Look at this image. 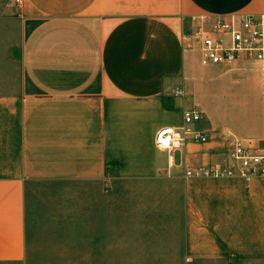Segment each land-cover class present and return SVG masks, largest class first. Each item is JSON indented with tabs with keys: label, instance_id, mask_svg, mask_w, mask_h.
<instances>
[{
	"label": "crops",
	"instance_id": "obj_1",
	"mask_svg": "<svg viewBox=\"0 0 264 264\" xmlns=\"http://www.w3.org/2000/svg\"><path fill=\"white\" fill-rule=\"evenodd\" d=\"M232 12L264 0H0V264L67 256L80 218L105 257L116 203L135 249L160 231L188 262L264 261V179L186 174L231 166L230 134L264 145V64H206L183 40ZM192 107L209 140L170 159L155 133Z\"/></svg>",
	"mask_w": 264,
	"mask_h": 264
},
{
	"label": "built area",
	"instance_id": "obj_2",
	"mask_svg": "<svg viewBox=\"0 0 264 264\" xmlns=\"http://www.w3.org/2000/svg\"><path fill=\"white\" fill-rule=\"evenodd\" d=\"M196 21L191 32L183 34L189 47L197 48L206 64H221L232 67L239 59L258 60L264 64V13L247 14L232 12L217 16L201 15L192 18ZM182 93L180 88L175 94ZM202 114L197 107L186 108L183 124L161 126L155 133V144L165 150L171 159L173 152L180 149L187 140L207 142L209 135L199 129L196 123ZM231 166L217 164L189 168L188 176L239 175L249 181L253 176L264 179V145L250 139L230 134Z\"/></svg>",
	"mask_w": 264,
	"mask_h": 264
},
{
	"label": "rangeland",
	"instance_id": "obj_3",
	"mask_svg": "<svg viewBox=\"0 0 264 264\" xmlns=\"http://www.w3.org/2000/svg\"><path fill=\"white\" fill-rule=\"evenodd\" d=\"M192 22V19L191 22L188 20L186 29L192 27L194 24ZM130 212L129 203L128 205L116 203L115 207H112L111 240L108 242L109 248L106 244L105 252L107 255L105 257L90 255L93 253L90 249L92 243L87 240L85 220L80 218L79 239L76 241H66L62 244V248L67 249V256L30 258L29 264H204L198 260L195 262L186 261L181 256L180 249L177 247H165L166 242L159 239L166 235L160 231H155V234L158 236L157 239L144 240L142 242V249H135L136 242L129 239L136 232V227L130 223V219L132 218L129 215ZM124 219L127 221V224L120 226L119 222L124 221ZM143 219L145 221V217ZM137 231L139 230L137 229ZM140 232L143 233L144 237L151 238L152 236L154 238V235L144 227ZM70 252L72 253L71 255H69ZM100 252L97 248L96 254ZM209 264H264V261H246L235 258L231 260L219 259L211 263L209 262Z\"/></svg>",
	"mask_w": 264,
	"mask_h": 264
}]
</instances>
